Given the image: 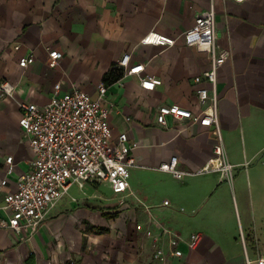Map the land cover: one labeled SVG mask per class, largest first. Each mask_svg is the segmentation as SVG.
Wrapping results in <instances>:
<instances>
[{
	"label": "crops",
	"instance_id": "obj_1",
	"mask_svg": "<svg viewBox=\"0 0 264 264\" xmlns=\"http://www.w3.org/2000/svg\"><path fill=\"white\" fill-rule=\"evenodd\" d=\"M211 8L217 46L230 53L216 86L224 154L233 165L228 180L219 172L199 173L215 157L212 128L174 116L166 126L157 121L161 106L179 105L198 115L211 103H201L197 93L198 87L213 92L204 79L209 55L183 40L197 16ZM151 32L174 37L175 46L143 44ZM49 49L63 53L54 68ZM31 55L34 63L22 68L21 58ZM126 55L129 67L144 65L141 75L153 78L154 90L141 87L140 77L127 69L119 80L105 81ZM197 77L203 80L197 83ZM2 83L13 92L0 89V204L17 192L19 176L35 159L20 126V106L45 107L55 94L77 89L98 99L104 83L105 102L114 106V142L127 133L138 167L128 172L124 196L99 183L77 186L86 196L78 199L71 186L27 240L0 227V264H246L242 234L249 257H256L257 246L264 250L257 227V221L264 227V0H0ZM173 156L180 170L194 175L176 179L158 169ZM103 185L111 196L91 202ZM3 219L7 214L0 211ZM195 233L203 238L191 250ZM173 238L181 257L173 253ZM160 249L164 260L154 258Z\"/></svg>",
	"mask_w": 264,
	"mask_h": 264
},
{
	"label": "built area",
	"instance_id": "obj_2",
	"mask_svg": "<svg viewBox=\"0 0 264 264\" xmlns=\"http://www.w3.org/2000/svg\"><path fill=\"white\" fill-rule=\"evenodd\" d=\"M244 2L247 0H234ZM216 14L214 8L197 16L195 25L183 35L184 44L196 47L209 55L211 69L204 74V79L212 84L213 92L204 87H198L197 93L201 103L211 100L210 105L200 114L195 115L190 110L179 105L161 106L158 110V124L166 126L167 117L189 119L213 129V135L218 140L215 146V157L200 170L199 173L219 172L222 179L232 177L233 165L227 162L224 154L220 120L217 111L218 70L230 58V53L220 50L217 46ZM143 44L173 47L176 39L158 32L149 33L142 41ZM49 66L56 67L63 58V53L49 49ZM34 56L21 58L19 64L26 68L34 63ZM130 56L126 55L119 66L131 75L140 77L141 87L154 90L156 83L151 76L142 77L144 65L129 67ZM202 77L195 81L200 83ZM5 94H11L13 87L8 83L0 84ZM100 97L93 99L89 93L74 89L63 95L55 94L45 107L36 104L22 103L20 126L30 138L31 150L35 159L31 169L19 176L18 190L5 196L0 211H5L7 219L0 221V227L22 234V239H29L45 222L48 214L69 193L73 185L83 189L87 184L107 183L117 195H125L130 189L128 172L138 167L132 154L136 145L129 144L127 133H122L114 142L112 127L109 121L113 104H106L107 92L104 83L98 86ZM130 119L128 118V121ZM10 165L9 173L14 171L13 158L7 159ZM159 170L182 179L187 173L178 168V157L173 156L162 164ZM126 203L124 199L120 206ZM169 201L164 205L168 206ZM141 229V226L138 227ZM203 236L195 233L191 236L188 246L191 250L197 248ZM245 246L246 264H264V250L257 246L256 257H249L246 249V239L242 234ZM258 245L259 241L255 238ZM175 248L174 255L182 256L178 249L179 241L171 239ZM163 250H158L154 258L164 260Z\"/></svg>",
	"mask_w": 264,
	"mask_h": 264
},
{
	"label": "rangeland",
	"instance_id": "obj_3",
	"mask_svg": "<svg viewBox=\"0 0 264 264\" xmlns=\"http://www.w3.org/2000/svg\"><path fill=\"white\" fill-rule=\"evenodd\" d=\"M84 191L89 192L90 191V187L86 186ZM98 191H99L98 192V196L99 197L96 200H93L91 202L98 201V202L104 203L111 196V190L108 187L104 186V185L101 186ZM71 195L74 196V197H78V199H80V198L83 199L84 198V200H85V198H86V196H83L82 191H80L78 189L77 185H73L72 190H71ZM236 219H237V217H236ZM237 221H238V219H237ZM257 224H258V226H257L258 227V232L260 231V233H259L260 235H258V239L260 240L261 247H262V244H264V239L262 237V235L264 234V231L262 229H264V227H263V224L260 223L259 221H257ZM244 231H245V235H246V237L248 239V237H249V229L245 228V225H244ZM253 237H254V235H253ZM253 243H254V246H255L254 240H253ZM249 249H252V243L251 242H249Z\"/></svg>",
	"mask_w": 264,
	"mask_h": 264
},
{
	"label": "trees",
	"instance_id": "obj_4",
	"mask_svg": "<svg viewBox=\"0 0 264 264\" xmlns=\"http://www.w3.org/2000/svg\"><path fill=\"white\" fill-rule=\"evenodd\" d=\"M124 74V69L121 68L120 66H117V68L115 70H112L106 77V82L107 83H113L117 80H119L122 75ZM114 215V216H113ZM112 216L115 217V216H118L117 213L113 214ZM101 232H105L106 230H100Z\"/></svg>",
	"mask_w": 264,
	"mask_h": 264
}]
</instances>
